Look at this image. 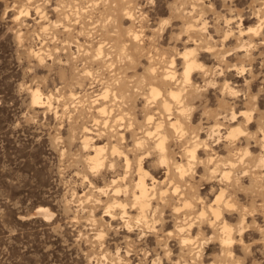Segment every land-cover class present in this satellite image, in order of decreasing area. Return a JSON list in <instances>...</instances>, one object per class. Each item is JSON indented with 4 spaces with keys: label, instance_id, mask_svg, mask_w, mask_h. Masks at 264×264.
I'll use <instances>...</instances> for the list:
<instances>
[{
    "label": "rangeland",
    "instance_id": "1",
    "mask_svg": "<svg viewBox=\"0 0 264 264\" xmlns=\"http://www.w3.org/2000/svg\"><path fill=\"white\" fill-rule=\"evenodd\" d=\"M120 6H129L133 17ZM189 21H196L199 28L206 26L196 42L187 32ZM263 21L264 10L257 0H0V264H152L158 257L162 264H264V199L252 194L258 182L253 185L250 178L260 170L252 173L245 168L244 178L233 185L225 180L208 182L205 176L208 165L231 169V160L235 181L249 153L264 155V134L256 135L264 116ZM258 24L257 33H245ZM131 28L140 34L139 49L128 37ZM116 37L128 45L131 61L117 54ZM243 42L247 43L243 46ZM99 43L106 49L101 58L96 56ZM195 47L205 71L196 69L192 80L201 86L203 96L193 104L184 137L171 131L168 155L171 162L186 164L185 148L195 132L207 140L209 148L198 149L194 193L209 204L223 187L234 203L223 211L235 232L230 261L223 259L215 229L198 217L204 202L196 198L189 209L175 208L180 204L179 195L173 193L175 170L170 166L168 173V165L159 162L154 148L157 135L144 136L142 131L155 123L145 124L147 112L155 121H166L169 129L167 113L159 106L162 96L150 108L145 97L151 81L166 95L168 86L152 77L170 68L172 57L171 69L182 81L183 60L178 53ZM38 49L44 60L31 51ZM150 65L157 68L154 73L149 72ZM117 78L138 92L135 105L124 108L120 120L115 119L121 111L113 106ZM212 78L217 84L208 86L206 81ZM226 83L238 93L229 94ZM36 88L53 94L51 106L33 104L31 90ZM108 89L106 98L97 96ZM224 97L227 109L221 108ZM95 99H99L96 104ZM103 102L109 108L105 115L97 112ZM216 112L229 115L221 120L220 134L210 136ZM232 112L238 115L235 121L228 120ZM85 127L93 132L97 145L106 146L107 163L114 160L116 169L108 164L98 172L90 169L82 144ZM229 128H240L243 135L226 139ZM117 131L124 134L120 147L133 162L128 184L137 179L140 155L145 156L147 170L165 180L157 184L149 226L137 220L131 205L134 218L129 230L120 219L105 215L107 195L113 191L109 182L124 174V160L113 157L111 150V143L118 141L113 136ZM141 136L145 143L135 146ZM99 188L107 189L103 194ZM162 188L167 190L163 197ZM41 209H48L50 217ZM185 217L193 221L191 232L198 238L189 246L179 241L177 228Z\"/></svg>",
    "mask_w": 264,
    "mask_h": 264
},
{
    "label": "bare ground",
    "instance_id": "2",
    "mask_svg": "<svg viewBox=\"0 0 264 264\" xmlns=\"http://www.w3.org/2000/svg\"><path fill=\"white\" fill-rule=\"evenodd\" d=\"M119 1L123 3L125 0H119ZM115 7L118 8L117 4H115ZM121 10L125 11L126 15H128V17L130 18H132L134 15V13L132 12L129 6H126V7L122 6ZM26 12L27 14L29 13V8L26 9ZM187 24L188 26L186 27V29H187V32H189V37L196 42L195 38L202 36V31H203L202 29H204L206 26L199 28L198 25L196 24V21H193V22L189 21ZM259 26H260L259 24L257 26H250L248 27L247 32L245 33H251V34L257 33L259 30ZM241 32L243 33V30H241ZM128 33H129L128 37L132 42V46L135 49H139L140 48L139 41L141 40L139 32L136 31L134 28H131L129 29ZM251 34H248V36ZM115 41H116L115 45L117 48V54L120 56V58L121 59L126 58L128 61H131V57L128 53V48H127L128 45L125 44V41H120L118 37L115 38ZM207 41H206V44H207ZM247 42H243V46ZM104 48L105 46L103 45V43H99L97 45L96 56L98 58L104 57L105 50H106V49L104 50ZM31 51L34 54V56L38 58L40 61L44 60V56H43L44 52H42L41 49L40 50L38 49L37 51L36 50H31ZM197 51H198V48L195 47L192 49L188 48L184 52L178 53L183 60V72L181 73L182 81H179L177 71L174 70L175 68L171 69L173 68L174 63H175V58L172 57L169 63V65L171 64L170 68H166L161 73L158 72L159 74L157 75L154 74L152 77L154 79L159 80L161 82L160 84L168 86L167 88L165 87L166 95L164 94V91L162 90L159 84H156L155 81H151L150 86L148 85L149 86V91L147 92L148 95L145 97L146 99L145 105L147 108H150L153 106L151 105L152 101H154L161 95L162 99L161 101H159L160 102L159 106L161 107V110L163 108V110H165L167 113V125L169 129L168 128L166 129V121L164 120L155 121L153 114H151L150 112H147L145 115L146 116L145 124L154 123V122L155 123L153 124V128L145 127L142 131L145 133V134L143 133L144 136L152 135V134L157 135L154 148L158 151L159 162L164 165H168L167 166L168 173L171 170L170 166H173L175 170V175L177 177V185L175 186L173 193L179 195L180 204L175 206V208L178 211H181L182 209L184 210V209L191 208L194 205V199L196 198L199 201L204 202V200H202V198L199 195L195 198L196 195L194 192L197 188V185L193 181V179L195 178L194 177L195 168L199 161L198 156H197L198 149L201 146L205 147V149L209 148L207 140H202L199 134L195 132L194 136L191 137L192 139L193 138L195 139L192 142H190V144L187 145L185 148V156L187 158L186 164H184L183 162H178V161L171 162V158L168 155V144H167L171 131L181 133L180 136L184 137L183 135H185L187 131L185 125L186 123L191 122L189 115H190L191 109L194 106L193 104L195 100L201 97L202 95L201 86L197 85L192 80V73L196 69H199V70L201 69L202 71H205L204 64L199 60L197 56L198 54ZM149 69H150L149 72L154 73L157 68L155 67V65H150ZM88 74H91V72L86 71V75ZM117 79L118 81L115 80L116 82L113 85V106L117 105L116 107H119L117 109L120 110L121 112L117 114L119 116L115 120H120L123 118L124 113L122 111L125 110L124 108L135 105L134 104L136 101L135 97L138 92L137 90H134L129 85H127L125 81L120 80L119 78ZM206 83L208 84V86L209 84L214 85L215 80L212 78L206 81ZM216 84L217 83H215V85ZM177 86H180V87H177ZM225 89H228L229 94H232V95H236V93H238V91L236 89L234 90V88L230 86L228 83L225 84ZM31 93H32L31 99L34 105H37V106H42V105L51 106L52 105V100H53L52 93H50L49 95H45L40 88L32 89ZM109 93H110V90L108 89V90H105L103 93L97 94V96H100V98H106L109 95ZM70 95L76 96V94L74 93H71ZM97 100L99 99H95L94 102ZM173 102H174V105L172 104ZM96 103H98V101L95 102V104ZM221 108L223 109L228 108V104H227V101H225V97H224L223 105L221 104ZM108 111H109V108L105 102L99 103V106L97 107V112L99 114L105 115ZM243 113L246 116H248V118L250 117L249 115L246 114V112H243ZM228 115L229 114L224 115V113L222 112H216L213 114L215 125L210 128V136L211 134H215V135L220 134V126L222 124L221 120L222 119L227 120ZM237 116H238L237 113L232 112L231 117L228 120L235 121ZM97 122L98 120L95 119V123ZM104 122L107 123V120H105ZM132 124L133 123L131 122L130 123L131 128H132ZM92 133L93 132L89 128L87 127L84 128V134L82 136V144H83V147L87 151V158H86L87 164L89 165L90 169H92L93 172H98L103 169L104 165L108 164L106 153H105L106 146L97 145L95 143L94 137L91 136ZM240 133H243L240 128H229V132L225 136V138L235 140L236 137L240 135ZM115 134L116 135H113V136H115V138H117L118 141L117 143H113V144L111 143V146H112L111 150H112L113 157L118 156L119 158L124 160V164H123L124 174L115 176L113 180L109 182L110 185L112 186L111 189L113 191H112V194L107 195L108 200L106 199L107 202L105 203V208H106L105 215L109 216L113 220L117 218L120 219L123 222L124 226L127 228V230H129L132 225L131 224L132 219L134 218L129 211L130 209L129 205H131L132 208L135 207L137 210V215H136L137 220L139 219L145 222L149 226L150 225L149 223L151 221V219H149V211L152 209V200L154 196L157 194V189H158L157 184L163 183L165 182V180L161 182L158 179H156L149 172V170H147V168L144 166L145 156L140 155L138 159L136 158L137 163H136L135 171H136L137 179L132 181V185L128 184L127 178L129 176V172L131 171V168L133 167V162L128 155L129 152L127 154L120 147V145H122L120 143L122 142V140L125 139L124 134L119 131H117ZM145 139L142 136L136 138L135 146H139V147L141 145L143 146V144L145 143ZM211 161H213V158L209 157L208 163H210ZM228 163L231 166L230 167L231 169H227V168L222 169V167L220 168L219 166L220 164H217V163H215L211 167L210 165H208L207 170H206L207 173L205 175L207 177L208 182H211L213 180L214 181L218 180V182L221 183V182H224L225 180L227 181V184L233 185V183L236 182L232 178L233 176L232 170L234 167V163L231 160H229ZM108 165L111 169L113 170L116 169L115 168L116 162H114V160L113 161L110 160ZM254 175H256V173ZM220 176L221 178L219 179ZM149 178L152 179L151 183L148 182ZM110 185L108 189L110 188ZM106 189L107 188H99V190L103 192V194L106 191ZM220 189L221 190L219 194L216 196L213 202L209 204H206L204 202L205 205H203L202 209L199 211L198 217L202 220V224L206 223L211 228L215 229L216 239H218V241L221 244L223 259L226 261H230L232 257H234L232 246L235 243V236H234L235 232H234V227L225 219L223 215L224 214L223 211L225 208L227 209L233 206L234 203L231 201L230 198L229 199L227 198L226 188L221 187ZM166 191L167 190H164L163 188L160 189V194L162 195V197L163 195L167 193ZM41 212L46 217H50V213L48 209H41ZM244 220L245 218L242 220V223L244 222ZM191 221L192 220H189V219L187 220V217H185L184 221H179V224L177 225L179 235H180L179 241L184 246L193 245L194 243L198 241V238H195L192 235L191 229L193 227V223H191ZM239 231L241 233L242 227H239ZM186 232L188 233L186 234ZM100 235H102V233H100L98 236ZM191 251H193V248H191L190 252ZM200 252H201V249L195 252L197 257L201 256ZM152 264H162L161 258L158 257L154 259L152 261Z\"/></svg>",
    "mask_w": 264,
    "mask_h": 264
},
{
    "label": "clouds",
    "instance_id": "3",
    "mask_svg": "<svg viewBox=\"0 0 264 264\" xmlns=\"http://www.w3.org/2000/svg\"><path fill=\"white\" fill-rule=\"evenodd\" d=\"M257 3H259L261 5V9L264 10V0H257ZM261 134H264V116L261 117V127L256 135L260 136ZM251 138L255 139V137ZM248 155L249 161L244 167L239 169L235 181L239 183V181L244 178V176L246 175L245 168H247L248 171L252 173H255V170L259 169V175H254L253 177H250L253 179V185H257L258 182V188L252 194L258 196L260 199H264V155L260 157H253L250 153Z\"/></svg>",
    "mask_w": 264,
    "mask_h": 264
}]
</instances>
